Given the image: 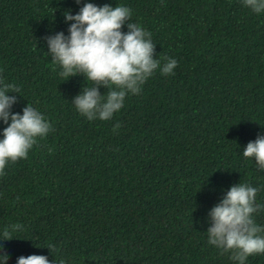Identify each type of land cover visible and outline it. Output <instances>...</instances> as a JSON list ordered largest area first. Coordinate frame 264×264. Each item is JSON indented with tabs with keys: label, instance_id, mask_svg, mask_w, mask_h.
<instances>
[{
	"label": "trees",
	"instance_id": "obj_1",
	"mask_svg": "<svg viewBox=\"0 0 264 264\" xmlns=\"http://www.w3.org/2000/svg\"><path fill=\"white\" fill-rule=\"evenodd\" d=\"M86 3L131 9L161 68L177 61L107 121L76 109L94 82L61 76L46 40L67 37L64 14ZM4 84L19 89L9 93L11 113L29 104L51 130L0 174V264L5 253L7 264L31 255L49 264H239L207 234L210 210L239 183L258 189L252 218L264 228V170L243 156L264 136V12L243 0H0ZM6 127L0 120V140ZM245 264H264V253Z\"/></svg>",
	"mask_w": 264,
	"mask_h": 264
},
{
	"label": "clouds",
	"instance_id": "obj_2",
	"mask_svg": "<svg viewBox=\"0 0 264 264\" xmlns=\"http://www.w3.org/2000/svg\"><path fill=\"white\" fill-rule=\"evenodd\" d=\"M243 2L253 13L264 12V0ZM64 15L65 22L70 24L69 35L66 37L60 32L46 37L49 53L53 62L62 67L61 76L69 79L83 75L94 82L93 87H85L72 101L80 114L89 120H110L122 109L126 95L139 94L141 86L158 68L162 75L174 74L177 61L168 59L161 68L154 58L156 46L151 41V33L129 22L131 9L86 3L76 15ZM126 22L129 23L125 33L121 29ZM100 87L108 89L106 97L100 94ZM17 92L19 89L14 84H4L0 88V120L7 125L2 133L4 138L0 140V174L9 161L26 159L37 143L36 138H44L51 130L43 115L29 104L23 108L22 115L11 113L16 97L9 93ZM119 127L116 124L113 131ZM243 156L254 157L264 170V136L249 142ZM257 192V188L245 184L234 185L208 214L211 221L207 230L208 243L223 252L231 251V258L239 264H245L254 254L264 253V237L258 235L264 228L252 218V214L262 207L255 202ZM21 227L19 224L12 226L13 230ZM3 237L4 241L12 240L7 228ZM7 259V254H3L4 264ZM17 264H49V261L45 256L31 255L19 257Z\"/></svg>",
	"mask_w": 264,
	"mask_h": 264
}]
</instances>
